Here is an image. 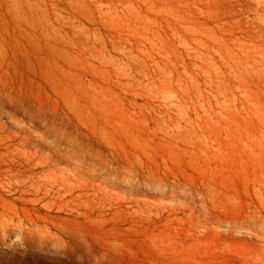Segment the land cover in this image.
<instances>
[{
	"label": "rangeland",
	"instance_id": "obj_1",
	"mask_svg": "<svg viewBox=\"0 0 264 264\" xmlns=\"http://www.w3.org/2000/svg\"><path fill=\"white\" fill-rule=\"evenodd\" d=\"M208 155L264 157V0H0V264H165L60 246L52 215L78 192L22 201L23 157L85 191L116 169L105 209L146 194L168 214Z\"/></svg>",
	"mask_w": 264,
	"mask_h": 264
},
{
	"label": "bare ground",
	"instance_id": "obj_2",
	"mask_svg": "<svg viewBox=\"0 0 264 264\" xmlns=\"http://www.w3.org/2000/svg\"><path fill=\"white\" fill-rule=\"evenodd\" d=\"M22 160L12 173L22 201L64 199L78 192L72 205L59 209L65 215H52L51 224L54 241L89 262L102 263L124 251L138 256L145 248L165 264H264V157L219 163L205 156L197 172L186 176L180 205L168 214L145 209L146 194L105 209L102 200L113 194L110 175L116 169L103 175L102 168H94V182L85 191L86 185L77 186L70 172L56 166L59 161ZM156 182L168 185L162 178ZM29 193L38 199L28 198ZM120 218L130 225L122 229Z\"/></svg>",
	"mask_w": 264,
	"mask_h": 264
}]
</instances>
